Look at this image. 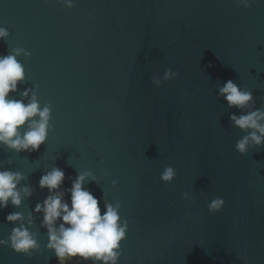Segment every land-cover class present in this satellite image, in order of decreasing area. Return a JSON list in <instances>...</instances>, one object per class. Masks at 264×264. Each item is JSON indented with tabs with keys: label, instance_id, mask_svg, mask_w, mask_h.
I'll return each mask as SVG.
<instances>
[{
	"label": "water",
	"instance_id": "1",
	"mask_svg": "<svg viewBox=\"0 0 264 264\" xmlns=\"http://www.w3.org/2000/svg\"><path fill=\"white\" fill-rule=\"evenodd\" d=\"M0 27V55L19 49L25 70L12 95L30 90L26 103L35 94L50 109L38 151L0 144V171L32 190L0 210V240L18 226L6 215L22 212L40 244L31 259L0 246V264L59 263L34 211L53 167L65 172L61 190L91 173L84 187L102 215L120 204L118 264H264V146L235 151L245 133L229 116L240 113L217 95L231 79L264 110V0H0ZM168 68L177 78L156 87L150 77ZM216 197L224 206L209 212Z\"/></svg>",
	"mask_w": 264,
	"mask_h": 264
},
{
	"label": "clouds",
	"instance_id": "2",
	"mask_svg": "<svg viewBox=\"0 0 264 264\" xmlns=\"http://www.w3.org/2000/svg\"><path fill=\"white\" fill-rule=\"evenodd\" d=\"M244 8L250 7V0H238ZM69 6L71 4L69 3ZM8 32L0 27V39ZM20 50L13 54L0 55V144L16 152H35L47 140L50 120V109H42L30 90L20 93L21 99L12 94L18 91V85L25 79V70L17 56ZM178 73L171 68L165 70L163 80L157 75L150 77L151 82L160 87L162 82L177 78ZM218 97L223 98L228 108H235L239 115L229 116L232 125L245 135L235 144V151L247 155L251 147L264 146V110L253 109V94L241 88L229 79L219 87ZM91 173H77L71 180V187L61 190L65 180V172L59 167H53L39 180L41 189H48L49 194L35 205L34 211L42 213L41 226L47 229L48 243L46 248L51 251L59 264H118L121 256V243L126 239L128 222L120 215V204H104L103 215L99 199L84 187ZM176 171L166 167L161 173V180L172 182ZM25 177L20 172L11 170L0 171V210L6 209L9 203L17 208L24 197H30V186H21ZM71 179V178H69ZM115 184L116 181H113ZM69 199H65V195ZM224 199L216 197L208 204L209 212H219L224 206ZM22 212H10L5 220L18 223L6 239L0 240V246L12 249L16 254L28 259L32 253L39 251L40 244L36 233L30 231L34 221L31 214L24 223Z\"/></svg>",
	"mask_w": 264,
	"mask_h": 264
},
{
	"label": "rangeland",
	"instance_id": "3",
	"mask_svg": "<svg viewBox=\"0 0 264 264\" xmlns=\"http://www.w3.org/2000/svg\"><path fill=\"white\" fill-rule=\"evenodd\" d=\"M59 264V263H58ZM72 264H80V262L73 261Z\"/></svg>",
	"mask_w": 264,
	"mask_h": 264
}]
</instances>
